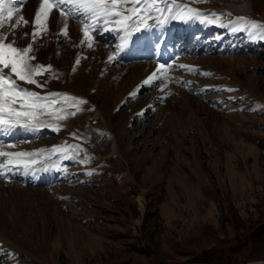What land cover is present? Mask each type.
I'll use <instances>...</instances> for the list:
<instances>
[{
	"label": "rangeland",
	"instance_id": "374dc122",
	"mask_svg": "<svg viewBox=\"0 0 264 264\" xmlns=\"http://www.w3.org/2000/svg\"><path fill=\"white\" fill-rule=\"evenodd\" d=\"M179 1L220 29L234 18L246 24L241 22L240 30L222 43L210 44L219 46L209 48L211 52L200 50L180 71L186 73L155 78L137 98L122 97L106 118L97 113L105 108L103 91L84 96L62 90L51 110L75 112L61 120V127L76 118L79 132L63 140L52 123V132L47 130L40 144L28 139L29 151L43 156L35 175L55 168L60 176L51 183L26 185L31 192L23 197L11 192L10 175L11 188L0 191L10 215L0 222V264H264V5L235 17L218 11L217 0ZM157 3L168 7L163 0ZM21 16L30 28L35 22L23 13L3 20L0 38L5 43L30 44V30ZM253 22L262 27L249 34L244 28ZM33 27L31 32L50 33L44 26ZM7 28L9 34L3 35ZM55 37L44 42L57 45L60 39ZM59 45L68 53H85L68 35H61ZM17 84L42 97L53 92L48 84ZM155 93L160 97L153 107L137 115L138 101ZM63 95L77 98L75 104L65 103ZM51 116L43 115L54 121ZM114 138L122 148L117 153H112ZM61 148L65 150L53 151ZM11 149L26 150L21 145ZM9 200L18 207L9 206Z\"/></svg>",
	"mask_w": 264,
	"mask_h": 264
},
{
	"label": "bare ground",
	"instance_id": "6f19581e",
	"mask_svg": "<svg viewBox=\"0 0 264 264\" xmlns=\"http://www.w3.org/2000/svg\"><path fill=\"white\" fill-rule=\"evenodd\" d=\"M145 1L147 2V0ZM40 2L41 0H15L14 6L17 8V11L13 13V17L14 16L18 17L23 13V15L31 18L32 20H35V14L37 11H39ZM110 2L111 0H109V3ZM176 3L178 5H182V2L179 0H177ZM259 4L264 5V0H217L215 2V5L218 11L233 13L235 17L237 16L241 17V16H246L248 14H251V12L255 11L254 10L255 6ZM143 5H145V2L137 5L136 3L133 2V0H125L122 6L118 7L117 10L125 12V14L127 15H130L131 13L129 11H126L127 9H131L134 7L139 8V9H144V7H142ZM64 7L67 8L68 5H65ZM161 8H165V7H161ZM59 11H60L59 9H53L47 21L44 22V27L47 30L49 28L50 33L49 34L41 33V31H37L36 29V31H34L36 33L35 40H33L32 38V34L34 32H31V28L33 26H35L36 28L35 22L32 23L31 28L29 27V24H27L30 30V42H29L30 44L32 43V40L33 41L38 40L39 34L40 33L42 34L41 39H39L40 41L38 43L31 44L32 52L29 53V55L35 57V59L31 61V63H33L34 65L41 64L45 67V69L47 68L44 72L41 73L42 76L41 77L39 76V77L43 81V83L41 84H45V85L48 84V88H50V90L53 91L50 93L61 94L62 90L63 91L68 90L69 92L75 93L77 95L80 94V95L87 96L89 92L94 89H99V91L100 90L103 91L105 108L104 110H100V111L98 109L97 113L105 118H106L108 109L111 106H114V107L118 106V102L121 101L122 97L125 98L126 96H128V98L130 97L137 98L136 93L139 94L141 90L143 91V88H144L143 85H144V81L146 80V78L153 76L154 73L155 75L153 76V80L157 78L159 81H162V79L166 77L171 78L170 75H173L177 72L179 74L186 73L185 71H182V72L180 71L185 69L188 66V63H190L191 59L195 57L196 58L199 57V54L201 52L200 50H204L205 52H208L210 48L209 46L210 44L218 45L217 43H222L223 38H225L226 36L230 34H234L236 31H238V30L234 31V29L240 30L241 28L240 23L242 22L240 19L234 18V21L228 24L222 23V27L224 28L223 29L221 28L222 29L221 30L219 28V25L213 24L212 21L211 23V22H208L209 20L206 19V22L204 23L203 19L205 17L203 18V16L201 19H192L191 21H188V22L175 20V19H169L166 23H161V20L163 19V17H161L160 19H156V17L159 14L154 16V13L152 12L151 18L148 21L151 26L146 30L142 28L141 31L134 32L129 37L127 45L122 47L124 42L121 39V37L124 35V32L122 30L120 31L115 30L118 26L115 25L114 23L110 22L108 24L107 31L102 30L101 27H98L96 30H92L90 28L89 38H85L83 34L84 23L91 24L90 15L89 14H80V15L73 14L69 16H59ZM173 11H176V9ZM164 16H168V13L165 12ZM115 19H118V18L117 17L112 18V20H115ZM7 20L8 19H4V21H7ZM65 24H67V32H68L67 35L70 38V40L75 41L78 44V47L82 49V51H85V53L83 52L76 53V54H73L72 52L68 53L67 49L62 48L61 45H59V42L61 41V35H62L61 33L64 31ZM103 24H104V20L103 18H101L98 21V25L102 26ZM242 24H246V22L245 23L242 22ZM9 29L10 28H7L6 30L3 29L2 34L8 35L9 32L7 30ZM244 29L247 30L249 34L252 30V28H249V27H246ZM215 32H217V34H214ZM221 32L222 34H220ZM16 33H19V32H16ZM13 35L16 37H20V36H17L15 33ZM50 35H56L55 37L56 40L60 39L57 41L58 42L57 45L44 42V40L47 39V37ZM214 38L216 39L214 40ZM177 39H178V42H180V40L182 39L181 44L179 43V45H176ZM108 40H109V44H108L109 46L103 45L102 43L99 42V41H103L105 43ZM131 40H133L132 43L130 42ZM183 40H185L186 42H184ZM52 42L54 41L52 40ZM89 43H91L92 45L91 47H88ZM192 43L194 44L197 43V47H192L193 45ZM36 45L38 47H36ZM14 46L21 48V49H23L24 47H27V46L21 45L20 43L15 44ZM200 46H203V48L199 49ZM213 46H214L213 48L212 47L210 48L211 51L212 49H216L219 47L215 45ZM87 51H90V52L87 53ZM86 53L88 54V57L87 59L83 58L85 60L84 61L80 55L81 54L83 55ZM113 53L115 55L112 56ZM117 53L119 54L117 55ZM170 54L173 55V58L169 56ZM110 56L114 57V59L111 61H109ZM77 60H79V64L76 63ZM131 60H134V61H131ZM221 61L222 60L217 59V63L220 64ZM228 62L230 66L235 65L233 61H228ZM161 64L165 66L164 69L162 70L160 69ZM49 65L51 66L50 68L48 67ZM128 68L130 69L129 71H127ZM230 68L232 69V67ZM109 69H112V71L109 72L110 76L109 75L106 76V73ZM8 71L10 72L11 75H13L10 69H8ZM126 71L130 73L129 76ZM34 78L38 81V84H39L41 81L40 78L36 76ZM15 79H17V83H19L18 78H15ZM118 80L120 81L122 80L119 83L120 86L119 85L117 86V84L115 83ZM251 83H253L252 80H251ZM255 84H254V87H256L257 85ZM33 85L37 86V84H32L31 86ZM31 86L29 87L31 88ZM160 90L161 89L159 87L157 91H160ZM97 93L98 92H96V94ZM159 97H160L159 94L155 93V94H152V96H150V98L147 100L143 101L141 99V101H138V105L137 106L135 105L136 114L143 115L144 112L148 111L149 109L153 107L154 103ZM45 116L47 117L49 115H45ZM42 117L43 116H41L40 119L46 121L44 117L43 118ZM51 118L54 121H56L55 130H57V132L60 134V137L63 140L65 139L66 136H73V134L76 133V131H78L77 128H80L78 125V121L75 120L76 118L75 119L70 118L69 120H67L68 123H66V125H64L63 128L61 127V120L57 121L54 115L51 116ZM48 121H52V120L48 119ZM43 126H45V128H43ZM50 128L51 126L47 124L42 125L39 128H25L23 126L0 127V151L13 152L14 149H11V148L13 147L15 148L21 145L25 147L26 149L24 152L32 153L31 151H29V146L32 143L30 141L28 142V139L30 140L38 139L37 140L38 144H40V141L45 140V139H41L44 136V133L47 132V130H49ZM80 132L82 133L81 130ZM121 133L122 132H120L119 134L121 135ZM20 139L22 140L18 142ZM5 142H9L10 144L6 146H2L3 143L6 144ZM12 142L13 143L15 142V144H12ZM45 142L49 143L48 141H45ZM118 142H117V139L114 140L113 147H112V153H117L119 152V149H122V148H119ZM41 145L45 146L47 144L41 143ZM126 148H127V145H126ZM128 148L126 152H128ZM16 149L21 150V148H16ZM19 151H16V152H19ZM25 159L31 160L32 157H27ZM35 159L37 160V163L32 165L28 169H25L23 166H17L15 164L7 166V167H0V191L3 189L11 188L9 186L11 185L9 184L11 181L10 180L11 176L14 179V182L15 180H18L19 182L21 181L20 183H22V186L20 187L17 185L16 182L15 183L12 182L13 183L12 186H14V188H11V192L14 191L16 192L15 195H18L17 192L19 191L20 195L22 194L23 197L26 193L31 192L29 189L26 188V185L32 184L34 186H37L39 184H47V182L51 183L53 182V179L55 178L57 179V177L60 176V173L58 170H56L55 168L53 169L51 168L50 171H46V170L43 172L41 171V173L37 177V175H35L33 170H35L34 169L35 166L39 164L40 161L43 160V156H41V154L39 153L36 155ZM0 160H2L3 162L2 163L0 161L1 162L0 165L6 164L7 158L0 157ZM11 200L8 201L10 203L9 206H14L15 202H14V205H11L13 204L12 202L14 201V199L12 202ZM139 202L141 204V207L144 209V205H143V201L141 197L139 198ZM27 203H29V200ZM4 206H6L5 201L0 199V222H3V223H5L4 221H2L3 218H6L5 216L7 217L10 216L9 213L7 212L8 210L6 211L4 209ZM16 206L17 205H15V207ZM15 209L16 211L18 210V208H15ZM18 212H21V211H18ZM18 212L16 213L18 216L22 215L20 213L19 215ZM26 215L27 214L25 212V216ZM15 217L17 216L15 215ZM22 218L19 217L20 221L17 219L19 222H21V225L24 222ZM7 222L10 223L11 221L10 222L7 221ZM25 222L27 223V221ZM24 226H27V225H24Z\"/></svg>",
	"mask_w": 264,
	"mask_h": 264
},
{
	"label": "snow or ice",
	"instance_id": "6c2138e0",
	"mask_svg": "<svg viewBox=\"0 0 264 264\" xmlns=\"http://www.w3.org/2000/svg\"><path fill=\"white\" fill-rule=\"evenodd\" d=\"M124 2L125 0H111L110 3L109 0H41L39 11L35 14V25L43 27L44 22L47 21L53 9L60 10L59 16L89 14L91 24L84 23L83 34L85 38H89L90 28L96 30L98 27H101L102 30L107 31L108 24L111 22L118 26L115 30H122L124 32V35L121 37L124 42L122 47H124L134 32H139L142 28L146 30L151 26L148 21L151 18L152 12L159 14L156 19L163 17L161 23H166L169 19L188 22L192 19H201L203 16L196 9L176 4L175 0H163L164 3L168 4L167 8L159 7L157 0H147L144 9L136 7L127 9L126 11L131 13L127 15L125 12L117 10ZM133 2L139 5L140 3H144L145 0H133ZM14 3L15 0H0V25H2L4 19H11L13 13L17 11ZM65 5H68V7L65 8ZM174 8L176 11H173ZM165 12L168 13V16H164ZM113 17H117L118 19L112 20ZM101 18L104 20L102 26L98 25V21ZM20 20L27 25L28 21L24 20L23 16L20 17ZM18 23L19 21H17ZM248 26L254 31L262 27L256 22ZM13 27L15 28L16 25H13ZM236 30L239 29H234V31ZM261 34L264 35V32ZM62 35L67 36V24L64 26ZM35 37L36 33L34 32L32 34L33 40H35ZM91 46V43H89L88 47ZM31 52V44L21 49L14 46L13 43H5L4 38H0V65H2L0 67V127L23 126L25 128H39L45 124L51 126L52 123L56 122L41 120L40 117L43 115H56L57 121L66 119L67 115H76L75 112L68 113L66 108L58 109L56 112L51 110L52 106L56 103V98L61 94L51 93L47 97H42L37 92L19 87L15 78L27 84H38V81L34 77L46 70L41 64L34 65L31 63L35 59L34 56L29 55ZM113 59L114 57H109V61ZM76 63L79 64V60ZM48 67L50 68L51 66L49 65ZM164 67L163 64L160 65L161 70ZM5 69H10L13 75L6 74ZM153 76L148 77L144 81V84L150 85L153 81ZM38 86L44 87L45 85L38 84ZM62 99L65 103L73 101L75 104L77 98L63 95ZM79 103L82 104L84 101L80 100ZM57 113L63 114L57 115ZM73 136L75 138L76 134L74 133ZM71 148L76 149L77 145H72ZM57 150L64 151L65 149H53V151ZM36 155V153L0 151V157L7 158L6 164H2L0 167L15 164L28 169L37 163L35 159ZM27 157H32V159H25Z\"/></svg>",
	"mask_w": 264,
	"mask_h": 264
}]
</instances>
